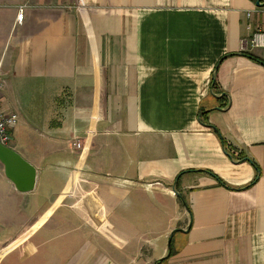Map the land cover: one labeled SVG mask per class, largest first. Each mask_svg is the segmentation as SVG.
Returning a JSON list of instances; mask_svg holds the SVG:
<instances>
[{
    "label": "crops",
    "instance_id": "crops-1",
    "mask_svg": "<svg viewBox=\"0 0 264 264\" xmlns=\"http://www.w3.org/2000/svg\"><path fill=\"white\" fill-rule=\"evenodd\" d=\"M257 1L0 0V110L17 114L10 148L37 170L29 193L5 176L8 192L33 209L55 174V208L78 209L73 189L126 201L130 218L146 209L166 242L131 264H155L170 238L160 264H264V65L248 42V25H264ZM32 238L0 231V264H118L83 248L32 254Z\"/></svg>",
    "mask_w": 264,
    "mask_h": 264
},
{
    "label": "rangeland",
    "instance_id": "rangeland-1",
    "mask_svg": "<svg viewBox=\"0 0 264 264\" xmlns=\"http://www.w3.org/2000/svg\"><path fill=\"white\" fill-rule=\"evenodd\" d=\"M43 148L42 145L31 147L35 153L40 155L44 153ZM25 154L28 153L25 152ZM57 167L58 169L64 168L60 165ZM66 169L68 173L76 171L72 167ZM47 173L48 176L52 175L50 172ZM52 176L51 179L46 177L43 191L35 195L36 206L28 210L27 206H23L22 202L17 201L8 192L7 185L5 186L7 181L4 166L0 162V231H15L19 234L32 235L34 238L31 241H26L30 246L25 245V247H29L32 254H43V251L47 250L51 253L61 251L64 255H71L77 249L83 248L89 249L94 254V259L102 257L107 260L108 257L111 262L131 264L132 260L142 259L139 257L140 253L154 252L156 244H158L154 238L164 233L167 226L150 224L149 221L154 222L153 218L155 217L151 218V212L147 213V217L150 218L147 221H145V217L142 219V216L146 215L144 208L139 212L131 213L132 217L130 218L128 217L129 210L123 209L127 202L120 205L121 208H115L114 204L108 201L109 195L104 190H101L99 196L97 194L92 196V193L89 192V194L76 199L75 191L69 189L66 193V202L71 204V202L77 201L78 209L65 206H62V209L61 206L55 208L59 197L56 194H51L50 190L62 188V185L55 181V174ZM100 184L107 186V182L102 180ZM89 186L94 188L93 183ZM46 196L47 199H45ZM71 205L74 206L75 203ZM165 211L171 215L169 211L172 210L169 204H165ZM18 216H22L20 217L22 219L18 220ZM57 216L62 217L61 220L65 222L58 223ZM165 240L166 238H163L158 245L165 244Z\"/></svg>",
    "mask_w": 264,
    "mask_h": 264
},
{
    "label": "water",
    "instance_id": "water-1",
    "mask_svg": "<svg viewBox=\"0 0 264 264\" xmlns=\"http://www.w3.org/2000/svg\"><path fill=\"white\" fill-rule=\"evenodd\" d=\"M261 1L262 0L257 1V6H264ZM0 162L4 166L5 176L15 185L16 189L19 192L29 193L35 189L37 181V170L33 165L26 161L18 152H16L10 147H5L0 144ZM176 185L177 182H175L172 190L175 195L182 200L183 205L187 209V204L177 191ZM176 231L177 230L172 232L171 237L174 236ZM171 240L172 238H170L169 240L166 254L163 257L159 258L155 262V264H160L162 261H164L170 256Z\"/></svg>",
    "mask_w": 264,
    "mask_h": 264
},
{
    "label": "built area",
    "instance_id": "built-area-1",
    "mask_svg": "<svg viewBox=\"0 0 264 264\" xmlns=\"http://www.w3.org/2000/svg\"><path fill=\"white\" fill-rule=\"evenodd\" d=\"M263 3V2H262ZM259 12L264 21V6L259 8ZM25 10L20 8L17 15L18 24H22L24 20ZM247 18H252V13L247 14ZM264 23V22H263ZM248 30L251 33L248 35V42L252 50H261L262 56L261 61L264 62V25L259 23L255 28L252 24L248 25ZM2 68L3 59L0 58V89L2 88ZM18 123V116L15 113H4L0 110V144L5 147H11L13 143V129ZM74 146L78 149L82 147V144L76 142Z\"/></svg>",
    "mask_w": 264,
    "mask_h": 264
},
{
    "label": "trees",
    "instance_id": "trees-1",
    "mask_svg": "<svg viewBox=\"0 0 264 264\" xmlns=\"http://www.w3.org/2000/svg\"><path fill=\"white\" fill-rule=\"evenodd\" d=\"M262 2H264V0H262ZM254 60L256 61H260L263 65H264V62H262L260 59L258 58H255V57H252ZM168 258H166L163 262H165Z\"/></svg>",
    "mask_w": 264,
    "mask_h": 264
}]
</instances>
